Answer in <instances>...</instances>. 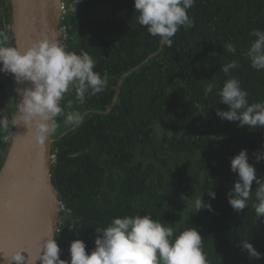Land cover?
<instances>
[{
  "label": "trees",
  "instance_id": "trees-1",
  "mask_svg": "<svg viewBox=\"0 0 264 264\" xmlns=\"http://www.w3.org/2000/svg\"><path fill=\"white\" fill-rule=\"evenodd\" d=\"M74 3L77 12L65 19L73 35L66 48L88 52L96 61L94 70L106 74L108 82L83 104L73 90L66 93L65 114L89 111L80 125L56 118L60 137L53 144L50 173L63 207L55 235L60 258H69L74 239L83 240L91 252L96 228L114 217L150 214L177 233L198 228L209 264H264V219L257 217L251 200L236 212L226 198L236 179L230 158L242 149L257 175H264V161L252 158L264 144V128H240L216 115L217 109L226 110L216 94L229 78L221 68L233 60L238 68L231 76L240 80L249 103L264 101V70L252 68L244 55L253 39L250 32L264 30V0H195L188 11L193 26L181 27L172 46L160 49L159 37L137 22L134 0ZM228 43L236 46L235 54L226 51ZM135 66L110 112H97L110 106L118 79ZM209 82L216 88L206 97ZM13 110L4 116L9 127ZM4 157L5 152L0 167ZM211 190L216 193L210 201L214 211L196 213L191 201L202 196L209 202ZM185 197L191 199L185 202ZM246 240L262 254L260 259L242 249L240 241Z\"/></svg>",
  "mask_w": 264,
  "mask_h": 264
},
{
  "label": "clouds",
  "instance_id": "clouds-1",
  "mask_svg": "<svg viewBox=\"0 0 264 264\" xmlns=\"http://www.w3.org/2000/svg\"><path fill=\"white\" fill-rule=\"evenodd\" d=\"M195 0H134L138 13L137 22L147 28V32L159 37L158 43L171 47L173 37L180 30L191 28L193 20L188 15ZM253 37L244 55L250 66L257 71L264 70V30L253 29ZM10 37L0 29V73L11 74L16 84L30 83V87L17 88L20 96L16 105L17 115L12 124L23 121L32 128L37 143H43L56 131V118L64 117L68 126H78L82 122L79 111L65 114L60 101L71 90L75 100L83 104L88 96L103 92L107 86V75L95 71L96 61L85 51L79 54L66 50L59 40L47 36L37 39L21 51L9 43ZM229 53H236V46H225ZM238 68L235 60L222 66L221 71L229 78L219 87V101L226 110L217 109V117L223 121L238 122L237 127L249 130L264 128V101L249 103L248 92L241 87L238 78L231 76V70ZM211 81V80H209ZM216 88L207 83L204 95L207 97ZM68 102V107L72 106ZM9 121L0 116V129L7 130ZM157 127H160L157 122ZM161 128V127H160ZM256 163L264 161V144L252 153ZM247 149H242L230 158V170L236 174L232 188L226 194L227 202L236 212L244 210L249 201L257 217L264 219V175H257L253 163L249 162ZM253 182L256 188L253 190ZM210 198L205 202L202 196L191 201L196 213L201 209L214 211L210 203L216 198L214 191L207 192ZM185 202L191 197H185ZM95 247L86 251L83 240L70 242L67 260L61 259V248L53 236L47 237L38 259L29 261L21 250L11 256L3 257L5 264H209L202 247V236L198 228L188 227L174 232L150 214L114 217L106 227L96 228ZM241 247L250 257L261 258L253 245L240 241Z\"/></svg>",
  "mask_w": 264,
  "mask_h": 264
},
{
  "label": "water",
  "instance_id": "water-1",
  "mask_svg": "<svg viewBox=\"0 0 264 264\" xmlns=\"http://www.w3.org/2000/svg\"><path fill=\"white\" fill-rule=\"evenodd\" d=\"M62 2L63 0H10L9 43L23 51L32 42L45 36L59 40ZM161 47L159 45V49ZM156 53L150 54L139 65ZM137 68L135 66L122 74L117 81V91L112 103L105 111L97 112H110L124 77ZM24 87H30V83L17 84V88ZM19 100L20 96L16 92V105ZM88 112L85 111L82 117ZM16 115L17 108L14 119ZM59 137L60 135L50 136L43 143H37L30 126L23 121L13 125L9 147L0 167V264H5L3 257L11 258L21 250H26L22 255H28L30 262L34 261L39 257L44 240L49 236L55 239L63 217L50 170L53 144ZM37 264L40 262L37 261Z\"/></svg>",
  "mask_w": 264,
  "mask_h": 264
},
{
  "label": "flooded vegetation",
  "instance_id": "flooded-vegetation-1",
  "mask_svg": "<svg viewBox=\"0 0 264 264\" xmlns=\"http://www.w3.org/2000/svg\"><path fill=\"white\" fill-rule=\"evenodd\" d=\"M71 12H72V9H70V14ZM0 29L5 30L10 37L11 35L10 0H0ZM72 38H73V35L70 34V39ZM16 89H17V84L13 80L12 75L0 73V110L2 111L1 116L4 117L7 114L10 107H14L13 112L15 114V111H16V91L15 90ZM65 100H66V97L64 96V98L61 100V107L63 103L66 102ZM14 114L12 116V121L14 119ZM58 124H56V127ZM12 130H13L12 122L10 123V127L8 126L7 130L0 129V156H2L4 152L6 156L9 143H10V139L12 136Z\"/></svg>",
  "mask_w": 264,
  "mask_h": 264
},
{
  "label": "built area",
  "instance_id": "built-area-1",
  "mask_svg": "<svg viewBox=\"0 0 264 264\" xmlns=\"http://www.w3.org/2000/svg\"><path fill=\"white\" fill-rule=\"evenodd\" d=\"M74 5V0H63L61 5V17H60V23H59V41L66 47V43L68 42L70 38V31L68 29L67 23L65 19L70 14V9H72ZM65 21V22H64ZM61 104V101H60ZM52 157L54 158L55 155L52 153ZM61 208L62 205H61Z\"/></svg>",
  "mask_w": 264,
  "mask_h": 264
},
{
  "label": "rangeland",
  "instance_id": "rangeland-1",
  "mask_svg": "<svg viewBox=\"0 0 264 264\" xmlns=\"http://www.w3.org/2000/svg\"><path fill=\"white\" fill-rule=\"evenodd\" d=\"M75 1V0H74ZM77 12V8H75V3H74V5H73V7H72V14H75ZM70 39V38H69ZM56 133H57V131H55V133H54V135L52 134L51 136H53V137H55L56 136ZM54 154V153H53ZM52 159H55V157L53 158L52 157Z\"/></svg>",
  "mask_w": 264,
  "mask_h": 264
}]
</instances>
